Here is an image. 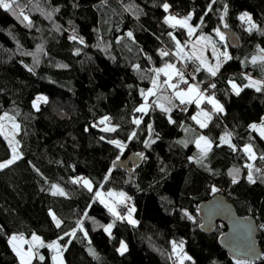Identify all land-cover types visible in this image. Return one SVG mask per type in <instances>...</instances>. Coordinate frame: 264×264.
<instances>
[{"label":"trees","instance_id":"1","mask_svg":"<svg viewBox=\"0 0 264 264\" xmlns=\"http://www.w3.org/2000/svg\"><path fill=\"white\" fill-rule=\"evenodd\" d=\"M165 2L170 10L193 11L192 21L198 24V31L212 33L214 41L216 28L229 29L239 41L234 48L228 45L232 58L222 63L216 77L205 70L196 74L204 89L211 80L215 83L211 93L224 106L223 113L213 114L206 129L191 119L198 111L195 104L187 111L174 109L170 113L174 124L159 108L147 115L134 111L143 101L140 90L151 86L148 70L176 59L158 55L164 47L175 49L168 33L183 43L189 40L186 29H173L164 23L167 13L161 5ZM210 2L19 0L21 7L16 14L0 8V114L7 112L20 124L16 138L23 157L0 170V264H20L8 243L10 234L36 232L49 243L76 228L78 220L84 221L88 236L77 231L76 238L64 236L60 241L64 245L71 239L64 251L66 264H179L172 251L173 241L183 242L192 257L185 264H264V182L258 178L255 184L249 183L245 167L254 163L264 169V160L250 161L242 151L245 144H251L257 157L264 154V139L249 127L264 112V91L244 87L249 82L247 77L264 80L261 60L252 62L258 48L264 49L260 31L264 30V0H217L212 11H207ZM53 8L59 11L50 20L47 13ZM21 9L32 21L31 27L19 17ZM244 12L249 13L257 29L247 30L249 24L241 19ZM73 30L83 37L84 44L70 39ZM128 31L134 33V40L127 37ZM25 52L33 55L22 54ZM28 67L34 71L29 72ZM231 79L243 89L239 96L232 90ZM39 94L46 95L47 103L41 100L37 111L33 103L42 96ZM202 105L211 109L207 102ZM103 116L111 118L115 132L101 130L105 126L98 122ZM140 117L139 126L132 123ZM188 127L194 131H186ZM133 131L136 137L131 136ZM225 131L233 133L236 151L227 145L215 146ZM198 134L215 142L203 165L189 159L199 153L194 143L187 147L178 143L192 141ZM149 137L155 143L146 147ZM114 138L124 143L123 150L108 142ZM134 151L142 154V159L132 171L114 165L116 159ZM10 155L8 139L0 135V161ZM237 168L240 178L233 184L230 173ZM83 175L93 181L92 192L72 183ZM55 184L65 195H53ZM98 187L126 192L137 223L116 220L96 200ZM213 188L222 191L238 213L255 217L263 249L260 258L230 256L220 246L224 227L220 222L213 232L200 229L199 203L213 194ZM50 211L62 221L59 228ZM112 219L115 223L109 235L103 226ZM121 239L128 241L123 254L118 251ZM39 252L46 257L43 264L53 263L51 250ZM33 264L41 262L34 260Z\"/></svg>","mask_w":264,"mask_h":264},{"label":"snow or ice","instance_id":"2","mask_svg":"<svg viewBox=\"0 0 264 264\" xmlns=\"http://www.w3.org/2000/svg\"><path fill=\"white\" fill-rule=\"evenodd\" d=\"M217 0H211L208 5L207 11H212V5L215 4ZM19 0H0V8H3L5 11L12 12L16 14L17 8H20ZM163 10L168 13L170 10V5L165 2L161 5ZM58 8H53L51 12L47 13L48 19H52L53 13L58 12ZM224 16L227 15V5L224 6L223 9ZM207 14V13H205ZM19 17H22L23 21L28 22V26H32V21L29 19L28 15H25L23 10L19 11ZM193 18V14L189 13L187 16L178 17L176 15H167L165 17L164 23L168 24L171 28L175 29L177 27L181 29H186L187 36L192 38L196 32L197 27L193 26L190 21ZM223 16L221 19L223 20ZM242 20H245L248 24V31L251 32L254 29H257V25L252 22L251 16L248 14H244L241 16ZM203 23V18H201V24ZM225 28L228 25L225 23L223 25ZM56 30H60V26H56ZM262 34H264V30H260ZM216 35L219 36L220 40L225 39L224 33L219 29H215ZM127 37L134 40V33L132 31L127 32ZM171 40L174 42L175 49L174 51H169L168 49L162 48L158 51V55L163 59L166 57H175V61H165L162 67L152 68L148 71L152 74L150 76V83L151 87L147 90L141 89L140 95L143 97V103L134 109L135 112L147 115L150 110H155L159 108L162 112L168 115L169 123H176L172 120L170 113L174 109H179L180 111H187L188 106L195 104L198 108L200 105L207 102V104L211 105L210 111H204V109H200L196 115H193L191 119L195 121V123L199 126L200 129L208 128L209 124L213 119V114H220L224 112V106L220 103L219 100L216 99L215 94L212 93L211 95L208 94L209 89H215V83H211L208 85L207 89L201 88V85L204 83L203 81H196V74L199 73L201 70H205L211 77H216L220 68L222 67V63L227 62L232 57L228 55V53H218L216 48L215 41L212 40L210 36L205 35H198L194 41H191V51H185L186 48L189 47V41H185L182 43L174 33H168ZM73 41H78L80 44H84L85 41L83 37H79L75 34V30H73V35L70 37ZM211 45L212 49V56L215 59V64H213L207 56L205 52L207 51L208 46ZM199 46V47H198ZM42 51V49H38ZM264 52V49H261ZM24 55H33V53L25 52L22 53ZM79 54V51H77ZM151 60V57H148ZM262 62L261 66L264 67V57L259 58ZM257 57H253V63H256ZM38 63V61H36ZM177 64L180 67H177ZM189 64L193 65V69L191 72H186V69ZM27 67V66H26ZM136 70L139 72L141 71L140 65H135ZM29 72L34 71V67H28L27 69ZM161 76L166 77V79L161 80ZM249 83L244 85L245 88L251 87L255 88L257 92L264 91V80H253L251 77H247ZM175 81V82H173ZM232 86V90L235 92L237 96L243 91L241 87H239L234 81H229ZM181 85H185L186 87L181 88ZM169 91L171 94L169 95ZM155 97L154 100L149 103L150 98ZM43 101L47 103L46 97H38L37 101H34L33 107L39 111V101ZM175 101H178L176 103ZM202 117V118H201ZM111 123V118L108 116H104L102 119L99 120V125H105L103 129L104 132H115L117 130L116 126H109ZM132 123L136 126H139L142 123V117L134 118ZM11 125V131L8 130V125ZM97 125H94V127ZM148 130L151 133L153 131L152 125L149 124ZM253 131L259 133L261 139H264V120H262L259 124H251L249 126ZM21 130L20 124L15 122V117L9 116L7 112L3 115H0V135L5 136L8 139V143L11 148V155L10 158L5 161H0V170L6 169L11 165L15 164L18 160L22 159V153L20 152V141L15 139V136L19 134ZM186 131H194L190 127L185 129ZM137 133L133 131L131 133L132 137H136ZM232 135L233 133L230 131H225L223 135L219 137V143H216V147H220L222 145L229 146L233 151H236V145L232 143ZM10 137V138H9ZM100 139H104L101 137ZM111 144L116 145L117 148L123 150L125 145L123 142L119 140H109ZM194 143L196 148L199 149V153L196 157H189L190 160H194L198 164H202L207 158L208 154L212 151L214 140L210 139L209 137L198 134L196 135L195 139L192 141L188 140H181L178 143L183 144L185 147L188 146V143ZM151 143H155L154 140L149 137V140L145 142L146 147H150ZM242 151L247 155L250 161H256L257 159L264 160V154L257 157L256 152L253 149L251 144L245 145ZM142 155V154H140ZM248 169L247 172V180L249 183L255 184L257 179L259 178L262 182H264V169L255 167L254 163H248L245 165ZM39 172V169H36ZM257 173H259V177H257ZM232 175V183L236 184L239 182L240 178V169H233L230 173ZM74 184H79L82 187L86 188L89 192L93 191V181L85 178V177H78L72 181ZM55 191H53V195L59 193L60 195H65L63 189L59 188L56 185L52 186ZM213 191H219V189L213 188ZM96 200H98L101 204H104L108 211L116 218V220L126 221L129 224L135 225L137 221L132 218V214L135 211L134 208L128 207V200L130 199L127 197L126 193L124 192H114L108 191L107 193L102 191H96L94 193ZM111 200V202H109ZM119 205H124L127 208L126 214H121L120 211L117 210ZM50 215L55 222L57 228L61 226L62 221L57 218L55 212L50 211ZM87 216V213H84ZM114 223H110L104 227V231L111 235V230L114 227ZM0 231H3V226H0ZM77 231L83 233L85 237L88 236V232L84 228V221L78 220L77 227L73 228L71 231H67L64 233V236H68L71 238H76ZM64 236H60L58 239L53 240L50 243H46L45 240L33 233L31 235V239H26L24 234H12L8 237V243L11 246L13 252L19 258L20 264H33L34 260H38L43 264L46 257L39 252V249L47 248L51 250L54 255H52L51 259L53 264H65L63 260V252L67 250V244L71 243V239L68 240L67 244L62 245L60 243L61 240L64 239ZM90 243V241H89ZM24 245H27V250H25ZM127 250V245L121 242L120 251L123 254ZM172 251L173 254L179 261V264H185V261H192V257L187 255L183 251V242H172ZM89 252L95 256L96 253L93 249H89ZM194 264V262H193Z\"/></svg>","mask_w":264,"mask_h":264},{"label":"water","instance_id":"3","mask_svg":"<svg viewBox=\"0 0 264 264\" xmlns=\"http://www.w3.org/2000/svg\"><path fill=\"white\" fill-rule=\"evenodd\" d=\"M224 31L229 46L232 48L237 46L239 41L236 34L229 29ZM141 159L140 154L134 151L116 159L114 165L132 171ZM199 204L197 215L201 220L200 229L210 233L216 229L218 222L224 225L219 242L230 256L245 260H256L262 256L263 249L259 243L260 229L253 215L238 213L234 203H231L222 191L213 192Z\"/></svg>","mask_w":264,"mask_h":264},{"label":"rangeland","instance_id":"4","mask_svg":"<svg viewBox=\"0 0 264 264\" xmlns=\"http://www.w3.org/2000/svg\"><path fill=\"white\" fill-rule=\"evenodd\" d=\"M189 13H192L193 14V11H191V12H188V13H185V15L184 16H187ZM248 14L249 15V13L248 12H244L243 14H242V16L244 15V14ZM169 14H171V15H174L172 12H168L167 14H166V16L167 15H169ZM184 16H181V17H184ZM190 23L193 25V26H196L197 27V32H196V34L192 37V38H189V47L188 48H186L185 49V51L187 52V51H191V41H194L195 39H196V36H198V35H205V36H210L211 38H212V40L214 41V36L212 35V33H210V32H207V31H198V24H196L195 22H193L192 20L190 21ZM183 43V42H182ZM216 43V48H217V51H218V53H223L224 51H223V48H222V45L220 44V43H217V42H215ZM199 47V46H198ZM261 49L262 48H258V51H259V53L256 55V56H254V57H257V59H259L260 57H264V52H262L261 51ZM226 53H228V52H226ZM205 55L207 56V58L209 59V61H211L213 64H215V59L213 58V56H212V49H211V45H209L208 46V48H207V51L205 52ZM228 55H229V53H228ZM164 64V63H163ZM163 64L160 66V67H162L163 66ZM177 67H180V65L179 64H177ZM165 79H166V77H165ZM253 80H256V79H253ZM231 81H234L239 87H240V85L235 81V80H233V79H231ZM173 82H175V81H173ZM249 83V82H248ZM151 87V86H150ZM149 88V87H148ZM201 88H202V90L204 89L203 88V86H201ZM147 90V89H146ZM212 93H210L209 95H211ZM39 95H42V96H39V97H45L46 95H44V94H39ZM38 96V95H37ZM36 96V97H37ZM216 97V99L217 100H219L220 101V98L218 97V96H215ZM37 101V100H36ZM40 102V101H39ZM144 101H142V103H143ZM141 103V104H142ZM149 103H151V100H149ZM220 103H221V101H220ZM140 104V105H141ZM222 104V103H221ZM204 109V111H210L211 109L209 108V107H206V106H204V105H200V108H198V111L197 112H199L200 111V109ZM197 112H196V114H197ZM5 112H3V114H4ZM3 114H0V115H3ZM9 116H11L10 114H9ZM104 117V116H103ZM102 117V118H103ZM202 118V117H201ZM262 120H264V112L261 114V117H260V119H258V120H253V121H251L250 122V125L251 124H259ZM15 122L16 123H18V121L15 119ZM19 124V123H18ZM105 126V125H104ZM109 126H116L113 122H111L110 123V125ZM8 130L9 131H11V125L9 124L8 125ZM259 134V133H258ZM10 138V137H9ZM15 139L16 140H18V138H16V136H15ZM113 140H119V141H121L120 139H118V138H114ZM122 142V141H121ZM124 144V143H123ZM245 145H248V144H245ZM244 145V146H245ZM11 149V148H10ZM20 150V149H19ZM10 158V156L9 157H7V158H5L4 160H1V161H5V160H7V159H9ZM81 177H85V178H88V179H90V177H87V176H81ZM91 180V179H90ZM56 186H58L59 188H61L62 189V187L61 186H59L58 184H55ZM52 190H54L55 191V189L52 187ZM96 191H102V192H105V193H107L108 191H114V192H124L123 190H121V189H117V188H108V189H106V188H102V187H98L96 190H95V192ZM124 193H126V192H124ZM127 195V194H126ZM128 197V196H127ZM109 202H111V200H109ZM132 208H134V207H132ZM135 209V208H134ZM117 210L118 211H120V209L119 208H117ZM121 212V211H120ZM126 213H127V211H126ZM125 213V214H126ZM121 214H123L122 212H121ZM57 218H59L58 216H57ZM132 218L133 219H135L136 218V216H135V211L133 212V214H132ZM60 219V218H59ZM115 221V219H112V220H110L109 222H107L106 224H105V226H107L108 224H110V223H113ZM112 231L113 230H111V233H112ZM24 234V236H25V238L26 239H31V235L33 234V233H35V234H37V235H39V236H41L42 238H43V236L42 235H40L39 233H36V232H32L30 235H28V234H25V233H23V232H19V233H12V234ZM12 234H10V236L12 235ZM44 239V238H43ZM45 240V239H44ZM53 240H56V239H53ZM52 240V241H53ZM51 241V242H52ZM45 242H46V240H45ZM121 242H123L124 244H126L127 245V248H128V241L127 240H125V239H121ZM121 242H120V244H119V246H118V249H120V246H121ZM50 243V242H49ZM179 243V242H178ZM62 244V243H61ZM27 245H24V248H25V250H27ZM183 251L185 252V253H187V255H189L188 254V252H187V250L183 247ZM51 254L52 255H54V253L51 251ZM63 260H64V262H65V264H66V259H65V254H64V252H63ZM53 264V263H52Z\"/></svg>","mask_w":264,"mask_h":264},{"label":"built area","instance_id":"5","mask_svg":"<svg viewBox=\"0 0 264 264\" xmlns=\"http://www.w3.org/2000/svg\"><path fill=\"white\" fill-rule=\"evenodd\" d=\"M26 10V9H25ZM24 10V11H25ZM170 12H172L174 15H176V16H178V17H181V16H184L185 15V12L182 10V9H179V8H171V10H170ZM223 33H224V35H225V32L224 31H222ZM215 41L217 42V43H221L222 44V47H223V51L224 52H227L228 51V42H227V39H226V35H225V39L224 40H220V38H219V36H215ZM165 48V47H164ZM166 49V48H165ZM192 71V66L189 64L188 65V67H187V69H186V72H191ZM211 83H213V81L211 80L210 82H209V84H211ZM181 88H184V87H186L185 85H181L180 86ZM208 88V87H207ZM206 88V89H207ZM211 93V89H209V92H208V94H210ZM118 208H120V211L122 212V213H125L126 212V210H127V208L124 206V205H119L118 206ZM178 260V259H177Z\"/></svg>","mask_w":264,"mask_h":264},{"label":"crops","instance_id":"6","mask_svg":"<svg viewBox=\"0 0 264 264\" xmlns=\"http://www.w3.org/2000/svg\"><path fill=\"white\" fill-rule=\"evenodd\" d=\"M163 79H165V77L161 76V80H163ZM150 100H151V99H150ZM194 115H196V114H194Z\"/></svg>","mask_w":264,"mask_h":264}]
</instances>
